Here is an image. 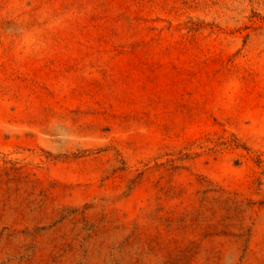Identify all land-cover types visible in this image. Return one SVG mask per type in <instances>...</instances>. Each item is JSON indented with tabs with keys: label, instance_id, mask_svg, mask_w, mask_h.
I'll list each match as a JSON object with an SVG mask.
<instances>
[{
	"label": "rangeland",
	"instance_id": "rangeland-1",
	"mask_svg": "<svg viewBox=\"0 0 264 264\" xmlns=\"http://www.w3.org/2000/svg\"><path fill=\"white\" fill-rule=\"evenodd\" d=\"M0 264H233L232 0H0Z\"/></svg>",
	"mask_w": 264,
	"mask_h": 264
}]
</instances>
